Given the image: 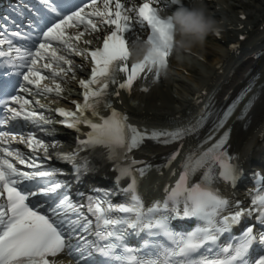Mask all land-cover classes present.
Listing matches in <instances>:
<instances>
[{
	"label": "snow or ice",
	"instance_id": "obj_1",
	"mask_svg": "<svg viewBox=\"0 0 264 264\" xmlns=\"http://www.w3.org/2000/svg\"><path fill=\"white\" fill-rule=\"evenodd\" d=\"M159 2L145 0L139 7H126L121 0H102L99 4L98 0H91L90 3L85 0L78 10L64 14L54 0H41L59 19L42 31L31 46H14L11 39L0 33V45H8L7 50H0V58H5L4 63L8 67L18 69L16 75L20 77L15 83L0 84V264H63L55 259L59 254L67 250L69 255L75 252L83 259L85 252L88 256L92 255L89 249H94L114 264H264V255L254 262L247 259L252 245L257 241L253 226H249L234 243L223 247L217 245L222 234L230 232L252 211L258 212L264 223V189L253 197L251 204L254 208L247 212L240 209L233 214H224L230 206L229 201L220 195L214 185L218 180L235 181L237 174L236 167L223 151L227 133L199 155L189 154L174 186L164 189L165 199L145 208L137 191L138 181L131 165L118 168V180L130 178V183L123 189L128 197L126 203L113 204L107 199L89 197L86 206L73 204L68 195L60 191L66 185L54 179L56 170H44L36 162L35 154L41 150L47 157L48 144L32 132L25 137L23 133L3 130L15 128L17 124L21 127H39L49 123L42 113L31 107L33 103L42 109L45 105L22 94L34 96L55 92L60 96L63 89L59 84L53 88L42 82L47 79L55 82L57 77L62 78L68 72H74L73 60L61 54L66 52L75 57L90 58L92 64L90 76L79 80L83 102L73 101L74 111L64 108L56 110L64 118L62 123L67 128L79 132V126L85 125L90 129L86 139L78 140L79 145L103 147L109 159H118L139 148L145 140L170 144L196 131L194 126L172 131H141L129 124L128 117L117 111L108 99L113 94L109 92V86L118 83V73L127 76L118 83V89L131 91L141 73L153 71L150 66L152 62L147 58L144 62L131 63L129 66V40L126 34L134 31V23L141 29L147 27L149 33L145 40L159 55L160 65L167 67L171 55L168 41L172 26L153 6ZM164 2L167 7L179 3V0ZM101 25L110 29L103 36L102 46L92 50L77 46L76 42L86 32L97 33L101 31ZM81 26L83 31L80 30ZM12 36L32 40L31 36H22L20 33H12ZM84 43L90 44L91 41ZM65 65L68 67L65 68ZM156 75L159 76L158 71ZM119 94V90L114 93L117 97ZM101 106L110 109V115H101ZM231 111L230 108L225 113L224 119ZM88 112L98 119L89 118L86 115ZM219 126H223V120ZM17 141L26 144L33 156L26 157L20 150L14 149L12 144ZM178 154V151L172 154L169 163ZM57 158L73 163L77 174L81 168L87 170L86 164H75L76 152L57 154ZM136 163L132 161V165ZM17 165L32 170H22ZM148 170V167H142L136 172L144 176ZM201 170V179L193 182V177ZM41 197L44 199H39ZM82 207H86L95 217L97 231L94 235L97 241L106 242L103 246L78 235L77 230L80 233L87 232L91 224L81 211ZM69 212L75 214L76 218H70ZM113 212L125 215L113 216ZM193 218L197 221L193 230L181 233L172 227L171 222L174 220ZM129 230L136 234L146 233L149 237H163L165 242L146 240L144 247L152 249L151 255L146 259L138 258L133 254L134 250L124 243L130 235ZM74 236L78 237L76 245L71 242ZM259 244L264 246V234L259 235ZM207 245L218 247L213 258H191L193 253ZM213 248L208 251H213ZM76 264H80V261L77 260Z\"/></svg>",
	"mask_w": 264,
	"mask_h": 264
},
{
	"label": "clouds",
	"instance_id": "obj_2",
	"mask_svg": "<svg viewBox=\"0 0 264 264\" xmlns=\"http://www.w3.org/2000/svg\"><path fill=\"white\" fill-rule=\"evenodd\" d=\"M164 18L171 23L168 46L170 54L177 59L192 48L202 45L209 35L221 30V22L209 11L205 0H188V6H180L175 11L165 10ZM148 59L153 70L167 73V67L160 65V57L145 39H132L128 44V60L132 64Z\"/></svg>",
	"mask_w": 264,
	"mask_h": 264
},
{
	"label": "bare ground",
	"instance_id": "obj_3",
	"mask_svg": "<svg viewBox=\"0 0 264 264\" xmlns=\"http://www.w3.org/2000/svg\"><path fill=\"white\" fill-rule=\"evenodd\" d=\"M139 1H142V0H121V2L124 3L126 7H135ZM221 1L226 2V0H221ZM154 5L158 6L162 10V13L165 14V10L167 9L164 6V0H160L159 3H156ZM167 11L169 12V10ZM135 27L140 28L139 25H136ZM80 30L83 31V26H81ZM231 33H233V31ZM84 36H87V37L90 36L91 38H95L98 36V34L86 32ZM132 39H136V38L132 37L131 40ZM192 50L199 53L205 59L206 57L207 58L212 57L214 59V62L217 60L219 61L220 59L224 61V59H226V56H227V52L224 51V48L221 45H219V47H216L215 50H211L209 49V46L206 44V42H204L202 45H198L192 48ZM171 64L175 65L177 64V62L174 59H172ZM177 65L183 66V65H188V64H186L185 62H181V63H178ZM200 68H201L200 74L198 75L197 81L194 82L195 85L202 84L206 81V80L205 81L203 80L207 77V75L212 74V71H214V63L208 64L206 66L201 65ZM192 71L194 70L191 69L190 72ZM262 71H264V67L262 68ZM170 80L171 78L169 77V71H168L166 75L164 76V79L160 83V85L152 87L151 91L148 93L146 97V100L142 101L145 105L139 108V111L141 112L142 116L146 118L147 117H151V118L157 117L159 119H163L164 121H168L170 116H172L174 113L185 112L186 110H188V108H186L187 106L185 104L186 103L185 99L184 100H173L171 97H169V94L166 91L165 92L163 91L165 89L164 84L166 83L167 85L170 82ZM179 86H180L181 93L183 94L185 93V98H186V93L189 92L190 87L184 86L183 84H180ZM214 91H216V89ZM42 114L45 116L46 119L51 118V115L48 113L43 112ZM250 119L252 120V129H255L259 125V122L264 124V107L255 111L251 115ZM24 127H27V126H24ZM29 130L31 129L29 128L26 132L23 133L26 137H27ZM48 133L51 134V132H48ZM33 134L36 135L37 132L33 130ZM46 139L50 140L51 138L48 137ZM252 144H253V149L255 147H260V144L257 141ZM16 149L22 152L26 151V149L23 148L22 146ZM246 149L247 147L245 146H242L241 148L246 158H252L254 161H261L263 159L262 155H259L258 153H249ZM26 154H30V153L27 152ZM87 182H88L87 185L80 191L81 194H84L85 192H87V189H89L93 185V183L89 179H87Z\"/></svg>",
	"mask_w": 264,
	"mask_h": 264
},
{
	"label": "rangeland",
	"instance_id": "obj_4",
	"mask_svg": "<svg viewBox=\"0 0 264 264\" xmlns=\"http://www.w3.org/2000/svg\"><path fill=\"white\" fill-rule=\"evenodd\" d=\"M207 45L209 46V49L215 50V47H214L215 45L214 44H211L210 42H207Z\"/></svg>",
	"mask_w": 264,
	"mask_h": 264
}]
</instances>
